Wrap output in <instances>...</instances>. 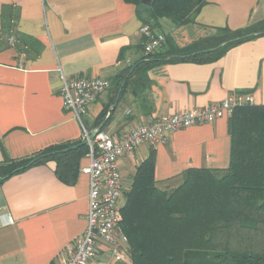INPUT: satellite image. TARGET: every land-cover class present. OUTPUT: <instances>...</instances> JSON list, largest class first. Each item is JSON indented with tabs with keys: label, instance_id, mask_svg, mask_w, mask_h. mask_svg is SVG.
I'll return each instance as SVG.
<instances>
[{
	"label": "crops",
	"instance_id": "obj_1",
	"mask_svg": "<svg viewBox=\"0 0 264 264\" xmlns=\"http://www.w3.org/2000/svg\"><path fill=\"white\" fill-rule=\"evenodd\" d=\"M4 6L12 8L13 36L3 29ZM263 18L264 0H207L193 21L174 25L160 18L153 29L182 49L216 28L235 30ZM142 24L136 6L124 0H0V161L81 139L79 122L62 107L58 68L67 79L110 80V88L88 104L82 120L90 129L104 126L117 136L138 123L204 107L229 94L251 93L255 105L262 103L264 35L239 43L215 61L154 65L147 71L145 91L134 95L127 90L118 100L113 93L116 76L141 56ZM16 33L37 44L23 46ZM104 108L106 116L98 125ZM151 151L156 181L192 167L225 169L230 159L228 118L179 129L165 144L139 145L132 157L118 163L125 189ZM86 164L84 156L72 185L58 179L54 161L0 184V264L59 263L61 250L86 225L89 179L81 172ZM91 264L131 261L128 253L113 260L100 243Z\"/></svg>",
	"mask_w": 264,
	"mask_h": 264
},
{
	"label": "trees",
	"instance_id": "obj_2",
	"mask_svg": "<svg viewBox=\"0 0 264 264\" xmlns=\"http://www.w3.org/2000/svg\"><path fill=\"white\" fill-rule=\"evenodd\" d=\"M124 1L134 4L143 24L151 28L160 18L174 25L191 22L207 2L152 0L146 6L141 0ZM3 15L7 18L3 29L11 33L12 8L4 6ZM262 35L264 18L235 30L216 28L214 34L182 49L167 36L154 53L145 55L141 45V56L116 76L114 97L119 100L127 90L134 95L145 91L147 71L154 65L215 61L239 43ZM14 36L23 46L31 47L34 42L23 34ZM106 111L104 108L98 116V125ZM228 134L230 159L225 169L192 167L156 181L154 151L136 166L129 187L123 190L119 222L127 237L131 264H264V105L236 108L228 118ZM82 142H63L29 156L4 158L0 161V184L48 161L55 162L59 180L74 184L87 152Z\"/></svg>",
	"mask_w": 264,
	"mask_h": 264
},
{
	"label": "built area",
	"instance_id": "obj_3",
	"mask_svg": "<svg viewBox=\"0 0 264 264\" xmlns=\"http://www.w3.org/2000/svg\"><path fill=\"white\" fill-rule=\"evenodd\" d=\"M139 32L145 55L154 53L165 42V35L148 24H142ZM9 41H12L11 38ZM57 70L61 80L59 95L62 107L79 122L81 139L87 146V164L81 172L89 179L85 228L61 250L58 264H91L99 252L100 243L107 246L113 260L121 261L127 253V237L119 223L124 190L119 160L132 157L141 144L167 143L171 134L179 129L229 118L236 108L254 104L253 95L229 94L219 102L204 107L187 108L163 118L138 123L117 136L101 127L90 129L82 120L88 104L110 88V80L83 76L67 79L60 68ZM261 105H264V99Z\"/></svg>",
	"mask_w": 264,
	"mask_h": 264
},
{
	"label": "water",
	"instance_id": "obj_4",
	"mask_svg": "<svg viewBox=\"0 0 264 264\" xmlns=\"http://www.w3.org/2000/svg\"><path fill=\"white\" fill-rule=\"evenodd\" d=\"M142 4L149 6L152 2V0H141ZM82 144H85V142L83 141Z\"/></svg>",
	"mask_w": 264,
	"mask_h": 264
}]
</instances>
